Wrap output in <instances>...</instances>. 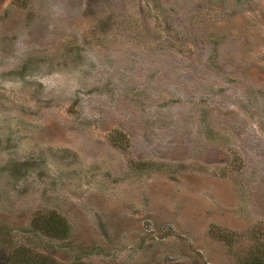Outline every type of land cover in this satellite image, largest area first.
Returning <instances> with one entry per match:
<instances>
[{
  "label": "rangeland",
  "instance_id": "1",
  "mask_svg": "<svg viewBox=\"0 0 264 264\" xmlns=\"http://www.w3.org/2000/svg\"><path fill=\"white\" fill-rule=\"evenodd\" d=\"M18 255L264 264V0H0Z\"/></svg>",
  "mask_w": 264,
  "mask_h": 264
},
{
  "label": "trees",
  "instance_id": "2",
  "mask_svg": "<svg viewBox=\"0 0 264 264\" xmlns=\"http://www.w3.org/2000/svg\"><path fill=\"white\" fill-rule=\"evenodd\" d=\"M20 255L13 258V260H15V264H51V262L47 261L45 258L36 260L30 257V255H25V256H20ZM80 264H85V263H80Z\"/></svg>",
  "mask_w": 264,
  "mask_h": 264
}]
</instances>
